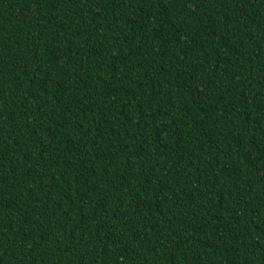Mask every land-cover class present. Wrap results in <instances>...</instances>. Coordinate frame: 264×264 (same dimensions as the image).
<instances>
[{
  "label": "trees",
  "instance_id": "trees-1",
  "mask_svg": "<svg viewBox=\"0 0 264 264\" xmlns=\"http://www.w3.org/2000/svg\"><path fill=\"white\" fill-rule=\"evenodd\" d=\"M0 264H264V0H0Z\"/></svg>",
  "mask_w": 264,
  "mask_h": 264
}]
</instances>
